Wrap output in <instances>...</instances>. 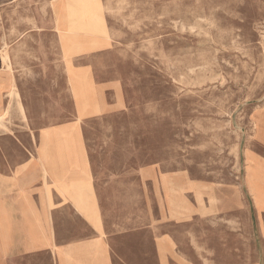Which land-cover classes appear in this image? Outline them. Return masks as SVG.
Masks as SVG:
<instances>
[{"label":"rangeland","instance_id":"obj_1","mask_svg":"<svg viewBox=\"0 0 264 264\" xmlns=\"http://www.w3.org/2000/svg\"><path fill=\"white\" fill-rule=\"evenodd\" d=\"M72 60L115 80L114 103L87 134L94 164L117 170L122 190L136 186V218L121 207V232L150 216L157 226L162 208L187 218L193 181L240 183L246 132L264 104V0H0V71L12 82L0 84V134L72 116ZM12 72L35 109L24 110ZM242 220L247 247L231 257L219 248L218 264L257 261L252 208Z\"/></svg>","mask_w":264,"mask_h":264},{"label":"crops","instance_id":"obj_2","mask_svg":"<svg viewBox=\"0 0 264 264\" xmlns=\"http://www.w3.org/2000/svg\"><path fill=\"white\" fill-rule=\"evenodd\" d=\"M70 68V118L43 122L36 117L32 134H0V264H218L219 248L231 257L249 239L242 215L250 208L258 256L253 264H264V104L253 110L238 185L193 181L187 218H171L162 208L157 226L150 216L143 226L121 232V207L133 208L129 221L136 218V186L122 190L117 170L94 164L87 134L89 122L114 103L115 80L98 78L82 60H72ZM4 73L0 84L8 79L11 86ZM11 77L24 110L26 104L35 109L33 96L22 100L20 77L14 72ZM7 92H0L2 108ZM153 171L144 172L149 184ZM218 223L225 227L223 242Z\"/></svg>","mask_w":264,"mask_h":264},{"label":"bare ground","instance_id":"obj_3","mask_svg":"<svg viewBox=\"0 0 264 264\" xmlns=\"http://www.w3.org/2000/svg\"><path fill=\"white\" fill-rule=\"evenodd\" d=\"M67 38H69V36H67ZM260 100V99H259ZM235 131V130H234Z\"/></svg>","mask_w":264,"mask_h":264}]
</instances>
